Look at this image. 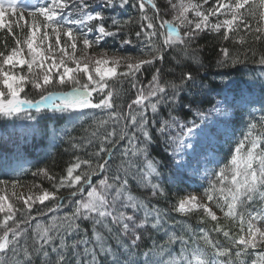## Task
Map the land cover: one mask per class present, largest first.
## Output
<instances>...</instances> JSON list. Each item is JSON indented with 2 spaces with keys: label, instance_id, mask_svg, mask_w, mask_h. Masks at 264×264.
<instances>
[{
  "label": "snow or ice",
  "instance_id": "snow-or-ice-1",
  "mask_svg": "<svg viewBox=\"0 0 264 264\" xmlns=\"http://www.w3.org/2000/svg\"><path fill=\"white\" fill-rule=\"evenodd\" d=\"M129 7L137 20L107 14ZM4 29L14 44L0 39V118L66 120L73 129L52 128V138L67 136L77 151L98 147L74 155L59 178L45 167L32 172L51 189L33 182L27 194L17 192L28 170L0 169L8 177L0 176V264H264V102L255 108L244 91L208 99V84L188 63L203 67L197 41L211 33L219 39L216 66L256 64L252 83L264 86V0H165L163 10L157 0H37L25 7L0 0ZM109 38L135 54H116ZM170 52L182 69L178 80L163 79ZM124 82L135 90L126 109L116 87ZM233 116L244 131L223 141L229 151L221 155L215 146ZM77 126L85 135L71 136ZM25 127L49 135L47 127ZM154 146L164 155L153 156ZM196 176L202 192L179 195L183 181ZM133 182L150 194H136ZM169 192L177 197L172 212L202 211L198 223L207 218L211 227L197 230L153 202Z\"/></svg>",
  "mask_w": 264,
  "mask_h": 264
},
{
  "label": "trees",
  "instance_id": "trees-1",
  "mask_svg": "<svg viewBox=\"0 0 264 264\" xmlns=\"http://www.w3.org/2000/svg\"><path fill=\"white\" fill-rule=\"evenodd\" d=\"M161 1L163 2V0ZM157 3L161 5L163 10L164 5H162L159 0H157ZM107 14L119 15L121 19L127 18L131 15L133 16L134 21L138 19V13L131 7L119 13L109 12ZM164 18L170 19L171 16L167 15ZM130 28L133 33L132 38L135 39L134 32L138 30V25L133 23L130 25ZM6 31V29L0 30V39L6 38L10 45L14 44L12 38L6 35ZM13 31L21 34L15 27H13ZM197 43L203 46L202 51L199 53L203 67H200L191 61H188V63L191 65L193 71L198 72L199 78L202 79L204 83L208 84V99L215 97V99L218 100L220 96L216 95L217 93L220 95H228V93H231L232 96H238L242 91H244L245 93L250 94L251 98L256 100L254 107L259 109L261 107V103L264 102V86L260 85L258 82L253 84L252 78L253 76L259 78L260 67L249 62L246 66L237 65L235 68H218L216 66L219 49L218 37L211 33H205L197 41ZM106 46L111 49L120 50L119 39L114 40L109 38L107 40ZM229 46L232 47L230 43ZM258 47L260 50L264 51V43H261ZM0 48H2V44H0ZM125 52L135 54V49L130 46H126L116 54H125ZM109 53L113 54L111 51ZM171 56L172 53L170 52L166 62L162 65V67L165 69L163 79L178 80L182 69L180 66L175 65V61L171 59ZM157 66H161L160 62H157ZM151 74V71H146L144 73L143 81L145 84L150 79ZM116 87L118 89H122L121 100L123 101L124 107L126 109L127 104L131 101V99L135 98V90H133L131 85L127 82H124L123 84H117ZM31 94L36 95V93ZM163 111L166 115L167 109L165 108ZM149 115H151V113H149ZM256 116L257 118L259 117V112L256 113ZM231 119L233 120V123L230 124L231 132L228 138L226 139L222 137V141L217 143L215 146L216 151L221 155L228 153L229 151V144L224 143L223 141H228L230 137L235 139L244 131V126L240 117L233 116ZM243 119L244 121H247V115H245ZM37 120H40V124H37L36 121H8L0 118V169H27L28 171L19 177L23 185L30 186L33 182H35L41 183L44 188L51 189V183L46 177H33L32 172L36 171L38 167H45L49 169L52 174L56 175L57 178H59L60 175L64 174L68 163L73 160L74 155L86 156L87 153L94 151L95 148L98 147V144L81 151L73 150L71 149V146L68 142L69 138L67 136L52 138L50 134V130L52 128L72 130V123L61 119L44 120L40 116L37 117ZM29 124L33 125L37 129L47 127L49 129V135H41L38 131H33L32 129L25 127ZM89 125H91L90 120L87 121L85 127ZM233 133H235V136L232 135ZM83 135H85V133L80 126H77L74 131H71V136L81 137ZM154 147L155 151L152 152L153 156H157L158 153L159 156H157V158L164 155V150L162 147ZM118 162L119 160L117 159V163ZM210 167L213 166L211 165ZM162 171L164 172L165 177L169 176V173L166 169ZM9 175L12 174L9 173ZM0 176H3V178H8L7 176H4L2 171H0ZM12 178L16 177L12 176ZM201 183H204V181L194 177L192 179L184 180L180 185V188L183 189V191H181L179 195L182 196L187 192H193L197 190L202 192V189L200 188ZM132 187L133 191L138 195L143 196L146 192L150 194V190L137 187L135 182L132 183ZM60 194L67 195L68 192L67 190H62ZM176 198L177 197L174 196L172 192H169L166 199L161 197L158 198V200H154L153 202L158 203L160 207L169 210L170 215L174 219L190 223L191 226L197 230L199 227H211V225L214 223L205 218L206 224H199L198 220L200 216L203 215L202 211L200 213H195L190 217H183L178 213L172 212L171 204L175 202ZM214 210L217 211V215L221 217V224L232 227V222L230 220H225L223 218V214L220 213L218 209ZM235 227H238V224ZM233 230H235V228ZM177 231H179V229H177ZM212 235L215 237L216 234L212 233ZM219 238L223 239L222 236Z\"/></svg>",
  "mask_w": 264,
  "mask_h": 264
},
{
  "label": "rangeland",
  "instance_id": "rangeland-1",
  "mask_svg": "<svg viewBox=\"0 0 264 264\" xmlns=\"http://www.w3.org/2000/svg\"><path fill=\"white\" fill-rule=\"evenodd\" d=\"M160 1V3L162 4V5H164V2H165V0H163V2L161 1V0H159ZM37 3V0H20V5H21V7H25V6H28V5H35ZM25 15H26V12H25ZM170 16H171V14H169ZM171 19V18H170ZM6 21H7V17H6ZM13 24H14V18H13ZM21 24H23V22H21ZM79 54V53H78ZM109 55H111V53H109ZM228 96L229 97H231L232 96V94L231 93H228ZM221 129L223 130V126H221ZM230 132H231V125H228V130H227V134L226 135H224L223 137L224 138H228V136H229V134H230ZM221 142V141H220ZM217 143H219V142H217ZM211 165H208V167H210ZM194 178H197V179H199V180H202L201 179V177L200 176H196V177H194ZM29 187H31V185L30 186H26V185H24V187L23 188H17V192H21V191H23V192H25V194H27V190H28V188ZM199 194V193H198ZM22 203V202H21Z\"/></svg>",
  "mask_w": 264,
  "mask_h": 264
}]
</instances>
